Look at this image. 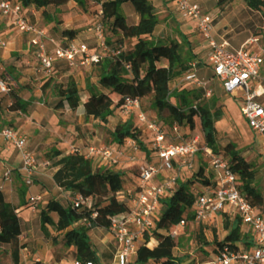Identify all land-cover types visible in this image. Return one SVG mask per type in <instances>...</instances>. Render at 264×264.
I'll return each mask as SVG.
<instances>
[{"label":"trees","instance_id":"1","mask_svg":"<svg viewBox=\"0 0 264 264\" xmlns=\"http://www.w3.org/2000/svg\"><path fill=\"white\" fill-rule=\"evenodd\" d=\"M19 1L24 8L35 7L50 22L55 21L51 8L58 9L72 1L82 3V0ZM91 1L102 7L104 13L102 24L104 28L106 25L111 32V36H107L108 44L112 49L121 50V53L119 56L112 53L102 54V58L95 64L100 66V75L97 84H92L91 80L87 79L88 97L84 104L86 116L108 124L115 111L122 110L127 99L138 98L142 102L145 97L151 96L159 117L168 115L172 126H168L159 118L168 131L172 130L174 124L180 127L188 125L191 130L196 129L201 133L203 141L212 151L230 158V168L238 176V188L251 205L263 212L261 208H264V193L256 184L257 166L248 162L233 142H227L223 150L217 152L219 141L216 123L223 117V111L217 106L218 99L204 98L201 90L200 93L193 92L192 98L196 104L189 106L186 99L187 92L171 91L169 87L173 80L190 69L191 58L183 53L185 43L153 38L152 35L159 20L148 0ZM232 1L234 0H219V4L223 6ZM243 1L252 10L264 12V0ZM126 3H131L138 14L140 19L137 24L132 25L127 22L122 9ZM63 34L71 39L76 37L73 31H64ZM111 39H114L113 44H110ZM128 39H135L136 42L131 48L125 49L124 42ZM125 64L131 66L130 71L125 70ZM51 78L44 87L52 85L59 99L56 109L68 107L72 111L77 110L83 102L74 78L70 76L64 82H51ZM9 96L12 99L9 109L27 114L29 102L22 100L12 91ZM203 100L207 102L202 103ZM144 137L147 136L143 135L142 127L137 124V129L130 126L121 132L114 133V144L121 146L127 140H133L144 154L148 155L151 150L144 145ZM45 157L46 165L52 163L51 167L54 169L52 177L56 185L63 191L80 193L84 197L91 198L93 210H96L99 215L91 227L77 224L80 219V210L74 208L71 202L66 205L61 199H51L40 213L42 231L48 235L49 227H51L60 232L61 235L54 239V244L68 249L75 248L73 258L79 264H100L97 249L91 241L89 231L95 228L109 229L112 216L129 210L128 199H119L124 189L123 173L108 167H97L92 159L78 152L68 155L53 152L46 154ZM134 175L136 177V171ZM201 181L206 185L209 184L207 180ZM195 184V180L192 179L178 182L176 190L161 200V216L154 234L161 230L171 232L183 219L187 223L195 219L192 210L198 196L192 191ZM21 196L24 197L23 193ZM17 210L6 200L0 190V227L2 229L0 243L12 245L13 264H19V252L24 247L19 242ZM54 215L57 216V220L54 219ZM237 220V225L219 244L218 249L225 245L236 247V242L241 239V223L238 218ZM151 240L152 238L147 237L146 243L139 248L137 263L147 264L151 261L157 264H182L183 259L176 258L172 253L175 247L172 239L166 238L158 248L149 245Z\"/></svg>","mask_w":264,"mask_h":264},{"label":"crops","instance_id":"2","mask_svg":"<svg viewBox=\"0 0 264 264\" xmlns=\"http://www.w3.org/2000/svg\"><path fill=\"white\" fill-rule=\"evenodd\" d=\"M148 3L153 6L159 20L152 35L155 40L170 39L185 43L183 45L185 46L183 47V53L186 55H196L208 47V43L197 30L196 21L185 19L181 14L177 13L173 0H148ZM201 4L203 9L212 15L214 20L213 37L216 41H227L232 49H239L249 39L257 37L260 40V45H264V12L252 10L243 0H234L223 6H220L219 0H201ZM68 5L69 3L60 8ZM122 9L129 24L133 25L139 22L140 18L135 9L130 6V3L124 4ZM25 13L33 23L48 31V40H54L58 43V39L61 38L62 42L58 44L65 45L72 40L79 41L78 39L81 37L76 36L71 39L65 35L54 36L51 31L57 27L55 22L42 26L45 23V18L33 6L25 8ZM88 32L90 31L88 30ZM24 35L29 36L28 34L17 32L8 25L5 19L0 18V37L7 44L5 48L0 50V80L9 90L7 94L2 93L0 90V126L12 127L20 131L27 140L26 148L23 151H19L0 138V188L6 200L18 209L19 242L24 246L19 252V264H75L76 261L73 258L75 248L68 249L54 244V239L60 236L61 233L49 227L48 235H45L41 229L40 213L48 201L51 199L60 200V197L65 199L64 191L53 180L54 169L52 168L53 172L49 173L46 171V161L41 162L35 175V185L31 188L27 187L19 170L24 153L36 154L40 162V157L44 158L46 154L53 152H60L63 155L75 152L85 154L87 146L91 143L104 141L109 132L107 128L109 123L104 124L94 117H87L84 106L88 97L86 91L87 79H90L92 84H97L100 72L97 77L93 76L92 73L93 70L100 69V66L95 64L82 66L78 63L77 66L72 67L65 61H56L51 82H64L68 77H73L78 85L83 102L75 111L70 110L68 107L56 109L59 99L55 95L52 85L44 87L46 83L48 84L50 77H46L41 70L38 58L39 51L31 45V36H29V42L26 45V36ZM84 37L85 40L82 42L88 44L90 53H99L97 40L94 35L91 33L89 36ZM135 42V39L126 40L124 48L128 49V44L131 45L129 47L131 48ZM52 48V44L48 45L49 50ZM191 62L197 64L196 72L198 76L199 72H201L207 80H211V82L219 81L214 78L213 70L208 64L205 63V66L200 68L198 66L202 64L200 60L195 59ZM190 85L184 83L183 76H180L173 80L169 87L170 89L172 87L176 89ZM11 91L22 100L29 102L27 114L9 109L12 103V99L9 96ZM218 141V145L220 144L222 147L227 142L235 143L244 158L257 166L256 184L260 186L261 191L264 193V158L261 155L260 147L257 149V146L255 144L252 145L251 142L244 145L237 143L233 139L223 143L219 132ZM148 149L151 150L149 147ZM142 154L141 151L138 152L140 160H146L147 156L150 155L153 159L152 162H158L151 151L146 157H142ZM99 166L113 169V167L105 164ZM114 168L124 171L135 169L128 161H124V165L120 168ZM8 170L12 173L11 180L5 181V173ZM184 172L191 171L186 170ZM165 175L163 174V176ZM203 177L204 180L209 181V184L201 185L197 188L199 194L213 181V172L209 171L207 166ZM194 187L197 186L194 185L192 191ZM22 193L24 195L23 198L21 196ZM35 195H40L42 199L38 203H31L29 198ZM119 199H124V196L120 195ZM261 210L264 212V208H261ZM237 218L232 209L226 207L225 211L214 219L209 221L194 219L187 223L182 233L186 234L189 227L195 236H200L201 238L197 244L198 248L201 249V253H199V256L196 255L194 257L196 264L208 262L215 257L219 244L225 240L229 232L237 225ZM54 219L57 220L56 215H54ZM240 223L241 239L236 242V247H251L253 245V234L250 228L243 224L241 220ZM1 230L0 227V232ZM159 233L164 236L168 235V232L163 230L159 231ZM89 235L97 249L100 264H117L116 254L118 247L109 230L95 228L89 231ZM165 239H162V243L165 242ZM162 243L157 242L155 247L158 248ZM12 249L11 244L0 243V262L6 259L7 263L5 264H13L11 258ZM177 251H179L178 247L172 249V253L176 258ZM152 263L150 261L147 264ZM133 264L139 263L135 262ZM182 264H185L184 260Z\"/></svg>","mask_w":264,"mask_h":264},{"label":"built area","instance_id":"3","mask_svg":"<svg viewBox=\"0 0 264 264\" xmlns=\"http://www.w3.org/2000/svg\"><path fill=\"white\" fill-rule=\"evenodd\" d=\"M173 1L177 13L185 19L196 21L197 30L208 43L207 64L213 70L214 78L220 81L224 92L238 101L241 114L252 129L264 158V103L262 102L264 45L261 46L260 40L254 37L239 49H232L227 41L218 42L214 39V20L203 9L201 0ZM102 13L103 11L100 10V14ZM0 18L5 19L17 32L31 36L30 43L39 51V64L48 78L53 76L54 65L58 60L65 61L72 67L77 66L78 63L82 66H90L98 63L102 54L112 53L119 56L121 53V50L112 49L108 44L105 28L100 21L89 29L96 38L100 51L91 54L85 42L72 40L62 45L54 40H48V31L29 19L19 0H0ZM50 44L53 45L51 50L48 49ZM6 45V41L0 37V50ZM196 67V63H190V69L182 75L183 82L202 90L204 98L209 99L213 93L209 88L211 80L200 78ZM124 68L130 71L131 66L125 64ZM0 90L2 93H9L7 86L1 80ZM122 110L126 113L136 112L143 135L150 136L148 140L151 143L150 149L158 162L140 160L138 157L140 149L133 140H128L121 146H107L102 142L91 143L83 154L86 158L92 159L97 167L105 164L120 168L124 165V161H128L137 173L138 184L132 198L128 200L129 210L110 218L108 230L117 243V264L137 262L138 250L146 243L147 237L152 238L149 243L151 245L156 224L161 216V200L176 190L182 172L195 169L199 156L203 157L214 177L211 184L196 198L192 209L195 220L209 221L223 213L226 207H230L253 234L251 247L232 248L225 245L218 249L212 260L200 264H264V213L258 207L251 205L238 188V176L230 168V158L212 151L198 131L187 138L180 136L181 127L178 124L173 125L172 132L168 131L158 116L149 117L142 111L141 100L138 98L127 99ZM0 138L19 151H23L27 146L23 134L12 127L0 126ZM38 166L39 160L36 154L24 153L19 171L28 188L35 185L34 177ZM11 175L10 170L6 171L4 180L10 181ZM64 193L65 199H68L74 208L80 210L77 224L93 226L99 214L93 210L92 199L80 193L67 191ZM41 199L40 195H35L31 196L29 201L38 203ZM186 225L187 222L183 219L171 232H168V237L174 242L178 241Z\"/></svg>","mask_w":264,"mask_h":264},{"label":"rangeland","instance_id":"4","mask_svg":"<svg viewBox=\"0 0 264 264\" xmlns=\"http://www.w3.org/2000/svg\"><path fill=\"white\" fill-rule=\"evenodd\" d=\"M130 6L133 7V5L130 3ZM100 10H102L101 5H98L97 3L91 1V0H82V3L78 1H72L69 3L68 6H65L63 8H58L54 9L51 8V14L54 16V22H55V29L53 28L51 31L54 36H63L64 31H73L75 32L76 36H81L78 40L83 41L85 40L84 36H89L91 33L88 32L89 28L93 27L95 24H97L99 21L103 22V16L104 13L100 14ZM208 13V12H207ZM212 16V15H211ZM47 23H50V21L45 19V23H43L42 26H47ZM105 32L106 35L109 37L111 36V32L108 30L107 26L105 25ZM26 36V45H28L29 42V36ZM114 41V39H111V43ZM61 38L58 39V43H61ZM128 48L131 46L128 44ZM185 47V46H184ZM207 53H208V47L203 49V51L199 52L196 55H187L191 58V61L198 59L201 61L202 64H199L198 66L204 67L205 63L207 64ZM186 55V54H185ZM97 70V71H96ZM100 72V69H95L93 70L92 75L97 77L98 73ZM213 72V71H212ZM199 77L200 78H206L203 73L199 72ZM207 79V78H206ZM209 88L212 89V97L215 99H218L217 106L221 108L223 111V117L222 119L217 122V132L221 134V141L223 143H226L230 139H233L237 143H242V144H248L251 142V144H255L257 146V149H259V144L256 142V137L248 125L247 121L241 114L240 110V105L238 101L226 94L221 86V83L219 81L216 82H211ZM183 91L187 92L186 94V99L187 103L189 106H193L196 104V102L193 100L192 95L193 92H199L201 90L193 87L192 85L186 86V87H181V88H176V89H171V91ZM82 99V98H81ZM174 103L176 102L175 100H172ZM207 102V100H203L202 103ZM262 102L264 103V98L262 99ZM141 108L142 111L147 114L149 117L151 115L158 116L157 110L154 108L152 98L151 96L145 97L142 102H141ZM163 117V118H162ZM159 117L161 120L165 121L168 126H172L171 122L169 121L168 115L165 114L164 116ZM137 124H138V119L136 112H130L126 113L123 110H116L114 116L111 118L110 123L108 124V129L109 132L107 136L104 138V141H101L104 145L107 146H113L114 144V133L116 132H121L127 127H132L134 129H137ZM172 132V131H171ZM180 136L183 138H187L190 134L196 133V129L191 130L188 125H183L180 128ZM150 136L144 137L143 142L144 145L149 147L151 146V143L149 140ZM128 140L126 141V143ZM89 145V144H88ZM88 147V146H87ZM140 149V148H139ZM223 150V147L220 146V144L217 147V152H220ZM82 151V150H80ZM140 151L143 153L142 157H146L144 152L140 149ZM40 162L46 161V157H40ZM147 161H153L151 156H147L146 158ZM52 163L49 165H46V171L49 173L53 172L52 169ZM206 163L203 160V157L199 156L198 162L195 166V169H193L191 172H182L181 178L179 179V182H184L187 180H195L196 186L193 189V193L195 195L199 194V191L197 188H199L201 185H206L203 183L204 177L203 175L206 172ZM113 169H115L113 167ZM116 170V169H115ZM123 173L124 175V189L123 193H121L125 199H131V194L133 190L137 187V180L134 175L135 169H131L127 171L125 170H117ZM210 175H212L210 173ZM35 179V177H34ZM36 182V180H35ZM61 201L68 205L69 200L64 199L60 197ZM123 200V199H120ZM108 233V232H106ZM160 234V235H159ZM159 235V236H156ZM161 233H155L154 234V242L152 243L151 247H155L157 242H163L162 238H170L168 235L164 236ZM200 236H195L194 232L190 231V228H187V233L179 237L178 243L175 242L176 247H178L179 251H177L176 255L177 258H182L185 262V264H196V260L194 257L196 255L199 256V253H201V249L198 248V242H200ZM114 243V242H112ZM7 263L6 259L1 261V264Z\"/></svg>","mask_w":264,"mask_h":264}]
</instances>
